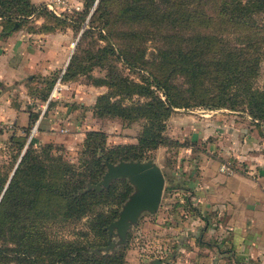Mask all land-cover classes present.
Returning a JSON list of instances; mask_svg holds the SVG:
<instances>
[{
    "label": "trees",
    "instance_id": "16d2710c",
    "mask_svg": "<svg viewBox=\"0 0 264 264\" xmlns=\"http://www.w3.org/2000/svg\"><path fill=\"white\" fill-rule=\"evenodd\" d=\"M32 17L51 19L40 25L42 31H53L57 23L82 29L78 42L99 29L104 44L85 49L84 57L73 53L58 78L82 72L105 85L93 114L141 120V128L134 142L112 145L102 129H87L73 161L58 144L27 141L39 117L30 112L23 134L10 136L16 153L0 162V264H126V244L107 253L90 249L106 244L104 226L117 216L131 185L117 178L100 191L80 190L100 179L104 159H146L160 145H179L163 132L175 107L245 111L264 125V0H84L75 16H58L31 0H0V35ZM147 40L153 45L145 57ZM116 60L139 77L125 74ZM93 66L103 74H92ZM163 174L165 189L184 188ZM184 201L190 206L189 198Z\"/></svg>",
    "mask_w": 264,
    "mask_h": 264
},
{
    "label": "rangeland",
    "instance_id": "374dc122",
    "mask_svg": "<svg viewBox=\"0 0 264 264\" xmlns=\"http://www.w3.org/2000/svg\"><path fill=\"white\" fill-rule=\"evenodd\" d=\"M31 1L44 4L49 9L46 3L50 0ZM66 1L70 7L58 5L55 6L56 12L49 10L58 16H75V10L81 11L84 7V0ZM31 19L10 35H0V53L8 54V58H0V71L3 68L5 70V64L8 68L0 74V101L2 105H7L5 114L2 113L5 117H0V120L12 121L15 127L0 135V162H9L13 158L16 150L10 147V136L23 134L22 128L28 125L30 112H39L41 115L29 141L33 144H58L60 152L73 161L78 156L87 129H102L108 145L134 142L141 128V120L128 123L116 116L99 117L93 114L92 105L96 96L106 91L105 85L93 84L82 72L65 81L58 78L73 53L84 57L85 49L93 50L96 46L104 44V40L99 38V29H92L90 37L78 42L82 29L78 30L71 24L57 23L53 31H42L40 25L51 19ZM83 25L87 27L86 20ZM145 45L147 57L150 56L153 41L147 40ZM115 63L128 76L139 77L136 71L129 69L122 61L116 60ZM90 72L99 75L103 74L104 69L93 66ZM57 78L58 88L47 106V98L54 89ZM177 81L186 85L181 75L177 76ZM259 84L264 87V60ZM48 87L50 88L47 92ZM45 92L47 97L44 98L42 95ZM1 109L4 112V108ZM8 110L17 115L20 112L27 113V121L21 124L18 116L17 120L15 117L10 119V116H6ZM41 111L46 112L42 114ZM233 126L245 132L249 128L257 129L259 134L264 136V125L253 121L245 111L228 108L207 109L201 106L175 107L165 120L163 132L177 140L179 145H160L148 153L147 159L156 163L163 173L171 174L172 184L175 186L180 185L184 172L189 167H196L198 161L213 157L214 154L218 155L222 163L228 161L229 165H234L232 158L222 153V143L219 144L220 136L225 135L228 128ZM166 184L165 179L158 209L154 212L143 211L130 225L124 243L127 246L126 264H152L151 259L154 257L163 258L172 264H198L196 254L192 255V251H182L180 243L185 232L182 222L185 223L187 219L184 201L187 192L181 187L165 189ZM123 202L118 207L117 215ZM112 238L116 240L117 236ZM177 242L179 244L175 248Z\"/></svg>",
    "mask_w": 264,
    "mask_h": 264
},
{
    "label": "crops",
    "instance_id": "0c3cea01",
    "mask_svg": "<svg viewBox=\"0 0 264 264\" xmlns=\"http://www.w3.org/2000/svg\"><path fill=\"white\" fill-rule=\"evenodd\" d=\"M4 57L8 54L1 52ZM6 109L0 101V117ZM6 116L19 117L21 124L28 119L25 112L8 110ZM219 140L222 153L235 164L222 171L214 154L184 172L181 186L191 204L185 203L181 249L196 254L198 264H264V136L257 129L245 132L233 126Z\"/></svg>",
    "mask_w": 264,
    "mask_h": 264
},
{
    "label": "water",
    "instance_id": "95a60500",
    "mask_svg": "<svg viewBox=\"0 0 264 264\" xmlns=\"http://www.w3.org/2000/svg\"><path fill=\"white\" fill-rule=\"evenodd\" d=\"M92 10L93 8L90 13ZM103 163L106 168L100 179L95 183L88 182L86 188L80 190L81 192L88 189L100 191L102 188H108L110 183L117 178L128 180L132 186V191L122 203L117 217L104 226L107 230L106 244L90 249L91 252L97 254L100 252L107 253L109 250H114L116 246L124 244L130 225L138 219L140 214L143 211L154 212L158 209L165 183L161 168L147 158L119 159L116 162L104 159ZM114 235L117 236L116 240L112 238ZM151 263L172 264L160 257L152 258Z\"/></svg>",
    "mask_w": 264,
    "mask_h": 264
},
{
    "label": "built area",
    "instance_id": "2783aa9c",
    "mask_svg": "<svg viewBox=\"0 0 264 264\" xmlns=\"http://www.w3.org/2000/svg\"><path fill=\"white\" fill-rule=\"evenodd\" d=\"M46 4L49 7V9H52L54 12H56L55 6H58V5L61 6V7H63V6L64 7L66 6L67 8L70 7L69 4H68V2L66 0H50ZM76 8H77V6H76ZM58 83H59V79L57 80L54 89L50 92V95L48 96L46 102L49 101V99L51 98L52 94L56 91V89H57L56 87L58 86ZM37 123H38V121H36L35 122V125L31 128V130L29 132V135H28V140L27 141H29L30 137L32 136L33 132L35 131V129L37 127ZM13 128H15V127H14V123L12 121H8V120L7 121H3V120H0V135H1L2 132L7 131V130H11ZM220 169L222 171H228V170H230L229 163L228 162H223L221 164Z\"/></svg>",
    "mask_w": 264,
    "mask_h": 264
},
{
    "label": "bare ground",
    "instance_id": "6f19581e",
    "mask_svg": "<svg viewBox=\"0 0 264 264\" xmlns=\"http://www.w3.org/2000/svg\"><path fill=\"white\" fill-rule=\"evenodd\" d=\"M58 85H59V83H58ZM56 88H58V86Z\"/></svg>",
    "mask_w": 264,
    "mask_h": 264
}]
</instances>
